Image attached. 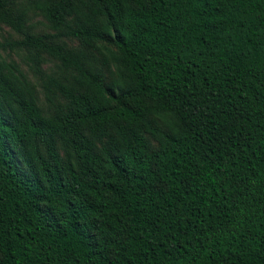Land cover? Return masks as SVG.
Masks as SVG:
<instances>
[{"label": "trees", "instance_id": "1", "mask_svg": "<svg viewBox=\"0 0 264 264\" xmlns=\"http://www.w3.org/2000/svg\"><path fill=\"white\" fill-rule=\"evenodd\" d=\"M0 25V264H264V0H0Z\"/></svg>", "mask_w": 264, "mask_h": 264}, {"label": "rangeland", "instance_id": "2", "mask_svg": "<svg viewBox=\"0 0 264 264\" xmlns=\"http://www.w3.org/2000/svg\"><path fill=\"white\" fill-rule=\"evenodd\" d=\"M27 22L31 25L32 30L34 32H51V30L46 25L45 20L42 18V16L35 10H29L27 12ZM2 38H10V39H18L19 35L15 32H13L9 27L5 25H0V40ZM24 52L20 49H14V50H6V52L3 53L4 57L7 59H11L15 61L23 70H25L28 74V71L26 69V66L24 65ZM47 62H45L42 66L48 67L51 65L50 58H47ZM28 77L32 80L34 78L28 74Z\"/></svg>", "mask_w": 264, "mask_h": 264}]
</instances>
